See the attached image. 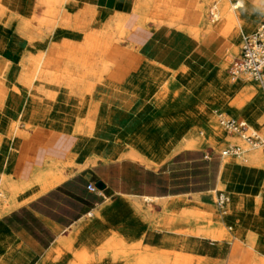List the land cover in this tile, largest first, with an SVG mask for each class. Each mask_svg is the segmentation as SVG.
<instances>
[{"label":"rangeland","instance_id":"1","mask_svg":"<svg viewBox=\"0 0 264 264\" xmlns=\"http://www.w3.org/2000/svg\"><path fill=\"white\" fill-rule=\"evenodd\" d=\"M151 1L153 8L156 7L158 9V12L154 15L156 21L148 20L146 22V27L150 29L148 44L151 43L153 45V51L150 56L144 54V63L137 73L125 82L123 97L118 101H110L107 105V110L110 111L106 116L107 124H110L109 121L113 122L114 118H127L121 120L123 124L120 126L117 124L112 125V134L114 136L120 135L124 139L129 131H139L141 127H148L155 122L158 125L167 123L174 118L182 116L185 112L194 113L195 117L188 119L186 124L193 126L195 133L198 134L202 124L199 118L200 112L214 110L215 116L221 113L227 117L246 120L258 135L263 136L264 123H261L260 116L241 117L231 115L229 109L217 107L212 101L215 95L221 92L219 84L214 79L213 72L218 68L217 63L222 62L224 66H222L223 74H225L227 80L232 85L246 83L257 87L260 99L257 101L256 110L264 117V91L260 82L244 76L236 77L233 81L229 73L230 65L238 54L242 40L253 33L264 19V0H245V6L238 9H232V4L236 0H227L231 12H236L238 16L248 20L247 25L243 29L239 24L232 25L230 29L223 27L224 19L222 16L218 17L219 0H207L204 9L200 8L203 13L202 21H205L207 25L213 24L214 26H219V32L212 31L206 36L203 34V37L201 36L203 39L199 41L202 43L200 50L198 49V41L195 39L193 31L196 26L198 27L197 21H195L198 18V7L206 0ZM64 6L67 8L96 10L86 5L71 4L69 0L64 3ZM213 6L217 13L215 20H212L209 16V10ZM36 7L37 13H34V16H31L32 18L29 21L31 26L38 31L42 26L38 25L34 17L41 10L39 6L36 5ZM114 12L120 13V11ZM166 22L172 23L168 25ZM158 23L160 24L158 25ZM232 35H235L234 41L231 39ZM103 36L104 34L102 33L101 37ZM33 40H35V43H39V45L43 44L36 35ZM86 41L92 42L93 40L87 39ZM123 41L122 39L118 44L110 41V44L103 51L109 52L114 45L121 46ZM80 44L81 46L77 45V43L70 44L67 41V37L62 35L46 48L52 46L54 50L61 54L74 53L78 56L82 55L81 51L86 54L88 49L82 46L85 42H80ZM40 50L39 48L35 51ZM147 60L154 63L146 62ZM93 63L94 61L89 60L86 64L90 66ZM49 67L54 73L57 71V67ZM87 74L88 71H82L79 75L73 77V81L81 80ZM167 82L169 89L163 90V86H166ZM160 91H167L168 93L160 95ZM80 95L81 93H79L78 98H80ZM244 95L247 94L245 93ZM235 97L238 98L239 96L237 97L236 95ZM26 99L28 100V97ZM251 99L254 100V97H251ZM46 116L47 111L42 110L39 111L37 118L44 120ZM7 120V118L0 115V128H2ZM22 130L21 127L18 129V133H21L22 136L15 137L8 155L1 150L7 144V140L3 141L0 138L1 174L6 173L5 170L15 157L19 143L27 135L28 130L24 133L21 132ZM224 133L223 131L222 138L217 143L206 142L200 148V150H203L210 156V160L205 161V184L192 188L194 190H206L205 192L190 193L150 203L139 198L141 209L149 216L146 218L133 216L131 213L123 210L122 219L110 222V228L101 224L96 213L98 209L80 222V224L86 225L85 229H82L83 235L80 230L81 228H72L67 232L65 237H61L65 240L72 239L74 246L72 248H65L58 244L46 264L77 263L78 255L81 251H97L99 249H118L125 252L128 255V261H125L123 264H138L136 256L139 258L144 253L159 257L164 256L163 258L167 257L165 258L167 259L165 264H208L207 262L210 264H230L229 256L232 251V244L234 242L242 245L245 244L239 240L240 235H237L236 231H238V234L245 232L254 233L255 236L261 237L264 243V228L262 232L257 231V228L264 224V196L260 195L261 188H259V197L257 198L262 199V205L253 201L257 190L254 177L258 170L257 167L243 162V158L253 147L236 135H230L232 138H226L225 134L227 133ZM203 136H205V133ZM125 140H127V137L123 140L120 151L127 152L132 148V145ZM157 144L160 145L162 142L158 141ZM229 145L235 146L239 150V154L222 156L221 152ZM96 152L100 153V151ZM173 154L175 153L167 156L159 165L169 160ZM99 157L97 158L99 159ZM97 158L96 161L98 160ZM223 162L237 167H245L247 171L229 175L224 188L217 189L214 193H207L209 190L216 189ZM158 166L149 168H156ZM76 171L79 170L71 165L64 169L66 176ZM262 172L261 187L264 181V171ZM181 181L185 182L188 179L182 178L176 182ZM158 187H164V183H158ZM218 193H225L229 197L224 211L219 210L217 207L216 196ZM118 199L133 201L137 198L120 196ZM177 200L185 201L189 205L175 207L174 210L168 212L161 206L163 203ZM107 203L111 204V201ZM1 211L0 203V213ZM207 224L211 225L216 231H223L229 234V238H221L222 242H210L206 239L192 237L200 227ZM185 227L186 229L183 230ZM87 235L103 236L91 240L89 243L88 239H85ZM230 241L233 243H230ZM249 251L254 256L251 253L241 251L237 255L238 257H236L237 264H253V259L255 264H264V248L262 254L253 251L250 247Z\"/></svg>","mask_w":264,"mask_h":264},{"label":"bare ground","instance_id":"2","mask_svg":"<svg viewBox=\"0 0 264 264\" xmlns=\"http://www.w3.org/2000/svg\"><path fill=\"white\" fill-rule=\"evenodd\" d=\"M66 1L36 0V5L41 10L34 17L38 25L42 26L38 31L31 26L29 21L34 15L31 18H27L9 11L0 4V30L5 33L13 31L25 37L28 41V46L26 45L27 48L20 61L17 83L14 85L7 84L4 81V76H0L1 83L28 97V104L21 115H19V119L11 123L9 121L12 120L8 119L0 128V138L3 141L7 140V144L1 150L7 155L9 154L15 137L22 136L21 133H18L20 127L23 129L21 132L24 133L37 126H48L62 133L70 134L77 139L64 160L47 158L41 167L32 171L31 176L27 180L11 178L7 173H0V203L3 211H8L12 207L23 203L25 199L22 198V194L26 192H29L30 196L33 197L61 183L67 177L64 173L66 167L71 165L81 170L95 163L96 158L100 155L96 151L101 152L106 145V141L100 139L97 134L102 129H109L111 125L106 122L105 116H107V112L104 114L105 122L92 120L89 116L90 104L94 97H98L97 93L99 90L102 91L98 98L103 101H107L114 92L125 93L123 90L125 83L116 85L105 79L112 63L105 60L108 52L103 51V49L110 44V41L118 44L122 39L126 40L129 32L139 27H146L148 20L156 21L147 17V10L151 0H135L129 12H109L110 18L108 22L106 21L107 23L105 22L104 26L101 24L98 28L96 27L97 29L90 30L78 26L75 22L63 17L61 12ZM244 1L236 0V9L243 8L245 6ZM206 2L207 0L203 4L201 3L198 9H204ZM219 16L223 17V27L227 29L236 24H239L243 29L248 23L247 19L241 18L236 12H231L227 0H219ZM127 24H130L129 28H126ZM218 29L219 26L207 25L201 18L198 27L196 26L193 31V35L199 42L203 39V34L206 36L212 31L219 32ZM102 33L104 34L103 37H101ZM35 35L40 38L43 44L35 43V40H33ZM62 35L67 37V41L70 44L77 43V45L81 46L80 42H85L82 46L89 49H87L88 55L87 52L84 54L82 51L80 52L82 55L78 56L74 53L61 54L54 50L52 46L46 48ZM233 38H235V35H232L231 39L233 40ZM87 39H92L93 41H86ZM234 47L236 48V46ZM39 48L41 49L40 51H35ZM89 60L94 61L90 66L86 64ZM8 65L9 67L11 66L10 64ZM49 66L57 67V71L54 73ZM217 66L218 68L213 73L221 92L215 95L212 101L213 104L222 109H229L231 115L241 117L260 116L261 123H264V117L256 110L257 101L260 99L257 87L246 83L232 85L225 74H223L222 68L224 66L222 62H218ZM82 71H88L86 77L73 81V77L79 75ZM234 79L232 78L233 81ZM260 85L264 91V85L261 83ZM167 89H169L168 82L166 86H163V90ZM79 93L82 95H80V98H78ZM164 93L168 92L160 91V95ZM245 93L250 96L244 95ZM236 95L239 97L236 98ZM251 97H254V100ZM42 110L47 111V116L44 120H39L37 116L39 111ZM93 112V115L97 114L95 111ZM194 117V113L185 112L182 116L174 118L167 123L158 125L155 122L148 127H141L139 131H133L125 140L132 145V148L119 157L137 161L141 165H145V167L158 166L160 162L172 153L185 149H200L206 142L217 143L222 138L223 131L227 133H224L226 138H232L230 135L233 134H229L218 125L214 110L200 112L199 118L202 124L198 134L195 133L193 126L186 124L188 119ZM156 125L157 127L155 128ZM204 133L205 136H203ZM158 141H161L162 144L158 145ZM252 147L253 149L243 158V162L264 171V152L259 146ZM260 195L264 196V181ZM142 200L150 203L160 199L144 196ZM180 201H174V204ZM167 205L163 203L165 209ZM123 210L128 211L133 216H141L142 218L149 216L141 209V203L136 199L133 201L123 200L115 204H104L96 213L101 224L110 228V222L122 219ZM236 233L240 235L239 240L242 243H245L253 251L262 254L264 243L261 237L247 232L238 234V231H236ZM196 234L194 236L207 238L210 241H217L225 237L229 238V234L223 231H216L208 224L200 227ZM101 236L87 235L86 238L90 243L91 240ZM60 243L65 248L74 246L72 239H64ZM52 252H54L53 249L46 253L39 264H46L52 256ZM163 257L144 253L139 258L136 256V260L138 264H165L167 262L165 258L167 257ZM127 258L128 255L118 249L83 250L78 255L77 263L72 264H123L128 261ZM207 263L210 264L209 262Z\"/></svg>","mask_w":264,"mask_h":264},{"label":"crops","instance_id":"3","mask_svg":"<svg viewBox=\"0 0 264 264\" xmlns=\"http://www.w3.org/2000/svg\"><path fill=\"white\" fill-rule=\"evenodd\" d=\"M134 2L135 0H69L71 4L86 5L96 10L64 6L61 13L63 17L77 25L97 29L101 24L104 26L105 22H108L109 12L125 11L127 13ZM0 4L9 11L27 18H31L34 13H37L36 0H0ZM157 10L156 7L153 8L151 1L147 10V17L155 19L154 15L158 12ZM197 16L195 21L198 25L203 16L200 9H198ZM129 27L130 24H127L126 28ZM149 33L148 27H139L127 34L126 40L121 46L114 45L107 53L105 60L112 63L105 76L108 82L122 85L137 73L145 61V55L150 56L153 51V45L148 44ZM27 43L25 37L13 31L5 33L0 30V76H4L5 83L11 85L17 83L19 65L28 46ZM197 46L200 50L202 43L197 42ZM8 64L11 66L9 67ZM101 91H98L97 96L100 95ZM123 94L114 92L107 101L99 99V96L94 97L89 109L90 118L98 122H105L106 116L104 117V114L109 111L107 110L108 103L118 101L123 97ZM26 103L27 99L22 93H18L12 87L0 82V115L16 121L24 111ZM93 111L97 114L93 115ZM125 119L127 118H114L113 122L109 121V125H111L109 129H102L98 132V137L105 140L106 145L100 152V157L95 164L72 173L61 183L36 196L31 197L29 192L22 194V198L25 199L23 203L8 211H1L0 264H39L46 253L52 249L55 250L58 244L61 245L60 241L64 240L61 237H65L68 231L72 228H81L83 235L82 229L86 225L80 224V222L108 201H111V204L123 201L118 199L120 196L135 197L136 200L148 196L163 200L206 191L192 188L205 184V161L210 160V156L203 150L186 149L179 151L156 168L145 167L137 161L120 158L119 156L125 152L120 151L123 140L133 131H129L123 139L120 135L114 136L112 134V125L120 126L123 124L121 120ZM75 143L76 138L70 134L62 133L48 126H37L28 130L26 137L21 140L17 147L15 157L5 171L15 179L27 180L32 171L41 167L47 158L64 160ZM257 170L258 172L254 177L257 190L253 201L262 205V199L257 197H259L258 191L261 188L263 170L258 168ZM244 171H247V168L223 162L216 189L209 190L207 193H214L217 189L224 188L229 175ZM182 178H186L188 181L176 182ZM98 181L103 184L102 189L88 190V184L92 183L95 186ZM158 183H164V187H158ZM166 205L165 210L168 212L174 210L175 207L189 205V203L181 200L177 204H174L173 201L166 203ZM161 206L163 207V205ZM258 228L257 231L262 232L264 224ZM192 237L210 241L207 238ZM225 238L228 239V237ZM231 248L230 264H237L236 257L241 251L251 253L246 244L234 242ZM252 262L255 264L254 259Z\"/></svg>","mask_w":264,"mask_h":264},{"label":"built area","instance_id":"4","mask_svg":"<svg viewBox=\"0 0 264 264\" xmlns=\"http://www.w3.org/2000/svg\"><path fill=\"white\" fill-rule=\"evenodd\" d=\"M232 7L236 9L237 2ZM209 16L212 20L217 18L214 6L209 10ZM229 73L232 78L244 76L264 85V19L252 34L242 40L238 54L230 65ZM216 118L218 125L226 132L237 135L250 146L261 147L264 152V135H258L246 120L227 117L221 113L217 114ZM230 154L238 155L239 150L235 146H227L221 152L222 156ZM87 188L90 191L96 190L92 183L88 184ZM228 201L229 197L225 193L217 194L216 204L219 210L224 211Z\"/></svg>","mask_w":264,"mask_h":264},{"label":"water","instance_id":"5","mask_svg":"<svg viewBox=\"0 0 264 264\" xmlns=\"http://www.w3.org/2000/svg\"><path fill=\"white\" fill-rule=\"evenodd\" d=\"M95 186L98 189H102L103 188V184L100 181L96 182Z\"/></svg>","mask_w":264,"mask_h":264}]
</instances>
